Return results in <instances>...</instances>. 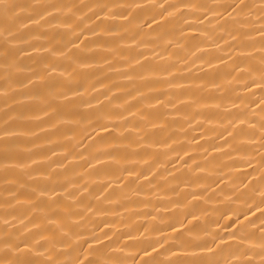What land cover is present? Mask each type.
I'll return each instance as SVG.
<instances>
[{
    "label": "bare ground",
    "instance_id": "6f19581e",
    "mask_svg": "<svg viewBox=\"0 0 264 264\" xmlns=\"http://www.w3.org/2000/svg\"><path fill=\"white\" fill-rule=\"evenodd\" d=\"M0 264H264V0H0Z\"/></svg>",
    "mask_w": 264,
    "mask_h": 264
}]
</instances>
